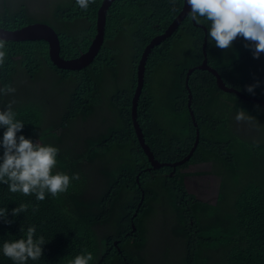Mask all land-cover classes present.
Masks as SVG:
<instances>
[{
  "label": "trees",
  "instance_id": "obj_1",
  "mask_svg": "<svg viewBox=\"0 0 264 264\" xmlns=\"http://www.w3.org/2000/svg\"><path fill=\"white\" fill-rule=\"evenodd\" d=\"M102 2L0 0V27H56L61 57H79L96 34ZM183 4L114 0L98 60L83 72L54 66L43 39L0 40V264H148L156 254L143 218L165 194L176 205L175 240L183 246L173 258L182 264H264L263 105L236 101L231 108L235 96L218 87L217 76L195 70L189 85L201 142L194 160L173 176L170 168L144 170L148 162L131 113L137 67L150 39L169 27ZM194 4L195 15L185 16L148 55L138 98L145 140L166 161L184 158L195 145L186 76L206 55L226 84L264 97V0ZM194 18L208 30L206 55V32ZM102 62L115 82L108 91L112 101L103 90ZM20 77L28 83L18 86ZM49 91L64 103H51ZM244 112L258 122L241 131L233 117L241 125ZM220 118L225 123L217 128ZM203 163H211L207 174L221 180L214 203L188 189L189 177L204 173L184 170Z\"/></svg>",
  "mask_w": 264,
  "mask_h": 264
},
{
  "label": "water",
  "instance_id": "obj_2",
  "mask_svg": "<svg viewBox=\"0 0 264 264\" xmlns=\"http://www.w3.org/2000/svg\"><path fill=\"white\" fill-rule=\"evenodd\" d=\"M114 0H103L102 5L100 7V10L98 12V19H97V33L95 36V39L92 43V47L90 48L88 54L83 55L82 57L78 59H73V60H64L60 56L61 52V42L60 38L58 36V33L52 26H48L46 24H30L25 27L16 29V30H10L4 27H0V40H5V41H27V40H39L43 39L49 43V56L51 59V62L53 63L54 66H56L58 69H63V70H83L85 69L90 63V61L94 58V56L97 54V52L101 49V46L104 42L105 39V33H106V21H107V13L108 9L112 5ZM195 6L193 0H184V6L181 14L178 16L177 19L174 20V22L169 26V28L155 36L149 43V46L146 48L144 51V54L142 56L139 68H138V88L136 91V97L139 95L143 84H144V74H145V66L148 58V54L150 49L154 46L159 44L161 41L167 39L170 37L173 32L178 28L179 24L183 20L184 16L192 12L194 14ZM202 26L205 30L207 28L203 25ZM207 38V36H205ZM204 47H207L206 43L204 44ZM198 69H204V70H210L214 75L217 76V84L220 88L228 91V92H236L234 89L226 87L223 79L221 78V75L219 72L212 68V66L209 65V60L206 58L205 62L203 65L196 67ZM193 68L191 69L188 74H187V80L191 73L196 69ZM193 117L195 120V114L193 112ZM134 123L137 129V134L139 136V142L140 146L143 149L144 153L147 155L149 158V161L151 162V165L154 168H159L161 167V164H158L157 161L153 159V155L149 150L148 145L144 141L143 134L140 130V125L137 121V113H134ZM198 125V123H196ZM200 136H201V131L198 129V141L196 144V147L194 148L192 154L185 160L181 162H177L174 164L175 167L178 165L186 163L188 160L191 159L193 156L194 152L197 149V146L199 145L200 141Z\"/></svg>",
  "mask_w": 264,
  "mask_h": 264
},
{
  "label": "clouds",
  "instance_id": "obj_3",
  "mask_svg": "<svg viewBox=\"0 0 264 264\" xmlns=\"http://www.w3.org/2000/svg\"><path fill=\"white\" fill-rule=\"evenodd\" d=\"M193 2H194V0H193ZM183 6H184V4H183ZM194 6H195V4H194ZM101 7V6H100ZM99 7V8H100ZM99 10L100 9H98V12H99ZM182 10H183V7H182ZM182 10L180 11V13L177 15V17L175 18V19H177L178 18V16L181 14V12H182ZM98 12H97V19H98ZM190 13H192V12H190ZM189 13V14H190ZM194 13H195V10H194ZM189 14H187V15H189ZM193 14V13H192ZM187 15H185V16H187ZM195 15V14H194ZM184 16V17H185ZM97 19H96V33H97ZM174 19V20H175ZM184 19V18H183ZM174 20H173V22H174ZM183 21V20H182ZM181 21V22H182ZM172 22V23H173ZM193 22H194V24L196 25V26H199L200 24L199 23H197V21H196V19L194 18L193 19ZM37 23H39V24H44V23H40V22H37ZM171 23V24H172ZM31 24H36V23H31ZM170 24V25H171ZM28 25H30V24H28ZM47 25V24H46ZM169 25V26H170ZM180 25V24H179ZM202 25V24H201ZM27 26V25H26ZM49 26V25H48ZM203 26H205V25H203ZM179 27V26H178ZM200 27H202V26H200ZM206 27V26H205ZM55 30H56V32L58 33V30H57V28L56 27H53ZM169 28V27H168ZM168 28H166V30L168 29ZM203 28V27H202ZM207 28V27H206ZM178 29V28H177ZM176 29V30H177ZM204 29V28H203ZM165 30V31H166ZM175 30V31H176ZM205 30V29H204ZM165 31H163V32H165ZM174 31V32H175ZM163 32H161V33H163ZM174 32H173V34H174ZM205 32H206V35L205 36H207V38L205 37V42H204V44L206 43V45L208 46V44H209V40H208V30H205ZM161 33H159V34H161ZM159 34H156L155 36H157V35H159ZM172 34V35H173ZM171 35V36H172ZM58 36H59V33H58ZM95 36H96V34H95ZM95 36H94V38L92 39V41H91V44L87 47V49H86V51H82L81 52V55L79 56V57H74V58H68V59H66V58H63V57H61L62 59H64V60H73V59H78V58H80V57H82L83 55H86V54H88V52H89V50H90V48L92 47V43H93V41H94V39H95ZM155 36H153L151 39H150V41L155 37ZM170 36V37H171ZM60 38V37H59ZM169 38V37H168ZM167 38V39H168ZM166 40V39H165ZM3 41H5V40H3ZM61 42V41H60ZM162 42V41H161ZM103 44H104V42H103ZM103 44H102V46H101V49H102V47H103ZM149 46V44L145 47V50H146V48ZM155 47V45L150 49V51H149V54L148 55H150V52H151V50L153 49ZM203 48H204V50H205V55L207 54V51H206V49H207V47H204V45H203ZM101 49L97 52V54L94 56V58L90 61V63H88L89 65L85 68V69H83V70H74V71H72V70H65V71H70V72H83V71H85L87 68H89L92 64H94V63H96V61L98 60V56H99V54H100V51H101ZM144 50V51H145ZM144 51H143V54H144ZM60 56H61V52H60ZM143 56V55H142ZM206 58H207V55H206ZM141 59H142V57H141ZM147 60H148V58H147ZM140 62H141V60H140ZM140 62H139V65H140ZM205 62V61H204ZM204 62H203V64H204ZM147 63V62H146ZM202 64V65H203ZM139 65H138V67L137 68H139ZM201 66V65H200ZM198 67V66H197ZM101 68H102V74H103V79H104V86H103V90H104V92H105V95L107 96L106 98H107V100H109V101H112L113 99H114V95H109L108 96V91L110 90V85H111V83L114 85V81H113V79H112V75H111V70L109 69V67L106 65V63H104V62H102V65H101ZM196 68V67H195ZM193 69V68H192ZM215 69V68H214ZM60 70H63V69H60ZM145 70H146V66H145ZM191 70V69H190ZM190 70H188V72L190 71ZM195 70H202V69H198V68H196ZM194 70V71H195ZM204 70V69H203ZM193 71V72H194ZM192 72V73H193ZM20 73V72H19ZM191 73V74H192ZM188 74V73H187ZM220 74V73H219ZM191 76V75H190ZM189 76V77H190ZM187 77V76H186ZM221 78H222V76H221ZM223 79V78H222ZM224 81V80H223ZM224 83H225V81H224ZM218 85V84H217ZM225 85H226V87H229V88H232V89H234L236 92H228V91H226L225 90V92L226 93H231L232 95H234L235 97H231V98H233V102L231 103V108H234V103L236 102V101H241V102H245V103H249V104H260V105H263L264 106V97L263 96H260V95H247V94H245L243 91H241V90H239V89H237V88H235V87H232V86H230V85H228V84H226L225 83ZM144 86H145V75H144V84H143V87H142V89H141V91H140V93H139V95L140 94H142L143 93V89H144ZM219 87V86H218ZM137 88H138V75H137V87H136V90H135V94H134V97H133V100H132V108H131V113H132V122H133V125H134V127H135V133H136V135H137V141H138V146L140 147V149L142 150V152L144 153V151H143V149L141 148V146H140V142H139V136H138V134H137V129H136V126H135V123H134V113H137V121H138V123H139V125H140V121H139V109L141 110V108L143 109L144 108V105H142V107H140V102H139V100H138V98H139V95L136 97L135 95H136V91H137ZM220 88V87H219ZM186 89H187V91H189V101H188V108H189V110L191 111V116H192V120H193V122H194V124H195V126L197 127V137H196V141H195V145H194V147L192 148V150L189 152V154H187L184 158H182V159H180V160H177V161H166V160H163V159H160L155 153H154V151L151 149V147L149 146V144H148V142H146V140H145V137H144V134H143V132H142V128H141V126H140V130H141V132H142V134H143V137H144V141L146 142V144L148 145V147H149V150H150V152L152 153V155H153V159L155 160V161H157L158 162V164H161V167H159V168H154L152 165H151V162L149 161V158L147 157V155L144 153V155L146 156V159H147V162H148V167H146L144 170H148V171H150V170H161V169H163V168H170L171 170H172V176L173 175H175L176 173H177V171H178V168L180 167V166H184V165H187V164H189V163H191V161H193L194 160V157L196 156V154H197V151H198V149H199V146H200V142H201V136H200V141H199V145L197 146V149H196V151L194 152V154H193V156L191 157V159L190 160H188L186 163H184V164H181V165H178L177 167H175L174 166V164L175 163H177V162H181V161H183V160H185V159H187L191 154H192V152H193V150H194V148L196 147V144H197V141H198V129L201 131V129H200V121H199V117H198V113H197V111H196V109H195V106H194V103H195V101H194V98H195V93H194V91H193V88H192V86H190L189 85V78H188V80H187V78H186ZM220 89H222V88H220ZM111 90H113V89H111ZM222 90H224V89H222ZM230 108V109H231ZM198 109H199V111L201 112V114H202V111H201V109L198 107ZM193 112H194V114H195V120H194V117H193ZM245 113V112H244ZM245 115H246V117H244L243 118V121H242V123H241V125H239L238 123H237V121L234 119V117H233V124L234 125H238V126H240L239 127V129L242 131V126H246V129H245V131L249 128V127H251L253 124H255L256 122H258L257 121V119L255 118V117H253L252 115H249V114H247V113H245ZM203 116V115H202ZM77 121V120H76ZM196 123H198V125H196ZM224 123H225V121H224V119H222V118H220L219 119V121L215 124V126L217 127V128H219V127H221L222 125H224ZM244 131V132H245ZM253 132H255V131H252V132H250L249 134H248V136H249V138H251V137H253ZM69 146H70V144H69ZM124 159L125 158H122V162L124 161ZM108 162V165H109V168L110 169H114V167H113V164H114V162H112V161H107ZM203 164H211V163H203ZM193 165H197V164H190V166L189 167H191V166H193ZM212 166V165H211ZM213 168V167H212ZM136 180L138 181V176H136ZM220 185H221V180H220V183H219V189H220ZM188 189H189V191H191V189H190V187H189V185H188ZM169 190V189H168ZM170 191V190H169ZM171 192V191H170ZM192 192V191H191ZM197 192V191H196ZM196 192H193V193H196ZM219 192V191H218ZM170 199H171V197H169ZM159 199H160V197L156 200V201H154V203H153V205H155V208H156V210H157V208H158V206H157V204H158V201H159ZM141 202H142V199H141V201L139 202V204H138V206H140L141 205ZM135 214H137L136 212L133 214V216L132 217H134V215ZM154 214V211L151 213V214H149L148 216H145L144 218H143V221H144V225H143V227H142V230H144L145 232H144V236H145V238H149V236H148V232H149V220L152 218V215ZM131 217V218H132ZM153 219V218H152ZM132 225V228H131V232H135L136 230H137V226L136 225H134V224H131ZM177 225H178V221H177V218H176V212H175V216H174V222L172 223V234H173V239H177L178 238V236H180V234H178V231H177ZM149 241H150V239H149ZM120 245V241H115L114 242V246L117 248L118 246ZM120 253H122V251L121 250H118ZM101 257V256H100Z\"/></svg>",
  "mask_w": 264,
  "mask_h": 264
},
{
  "label": "rangeland",
  "instance_id": "obj_4",
  "mask_svg": "<svg viewBox=\"0 0 264 264\" xmlns=\"http://www.w3.org/2000/svg\"><path fill=\"white\" fill-rule=\"evenodd\" d=\"M217 2L219 0H216ZM221 5L218 3V8ZM46 72V69H45ZM53 75L49 73V79H51ZM21 78V77H20ZM20 83L27 84L26 78H21L18 80V86ZM42 81L38 82L36 87L33 88L34 91L39 92L37 89L42 85ZM69 87V86H67ZM114 85L111 83L110 90L113 89ZM47 90V89H46ZM52 95V101L57 103L58 105H62L64 103V98L62 95H58L56 92L49 91ZM80 121V118L77 119V122ZM123 155L126 158L128 155L126 151H124ZM212 169L211 164H200L193 165L184 170V172L189 173H198L203 172L204 174L201 176H191L188 179V184L192 192H196L199 195L198 198L201 200H206L214 203L217 198V194L219 191V183L220 178L215 175L207 174L208 171ZM161 185V184H159ZM102 186V182L98 180V187ZM158 208L152 215V218L149 220V232L148 236L152 242V248L155 249L154 253L156 254L153 257L152 261L147 259L148 264H182L178 259L173 258V250L174 249H183V246L178 243L175 239H173L172 234V223L174 222L176 205H173L172 200L166 194L161 196L157 204ZM148 238V240H149ZM158 249V250H156ZM166 250H169L166 252Z\"/></svg>",
  "mask_w": 264,
  "mask_h": 264
}]
</instances>
